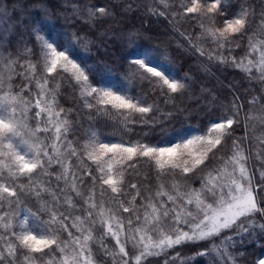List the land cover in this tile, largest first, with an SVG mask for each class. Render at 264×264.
I'll use <instances>...</instances> for the list:
<instances>
[{
  "label": "snow or ice",
  "instance_id": "1",
  "mask_svg": "<svg viewBox=\"0 0 264 264\" xmlns=\"http://www.w3.org/2000/svg\"><path fill=\"white\" fill-rule=\"evenodd\" d=\"M182 8L183 15L199 14L203 35L211 39L217 50L231 51L239 48V41L245 37H248L249 47L256 50V45L249 36L252 21L248 17L253 15L249 7L241 6L240 11L230 16L220 28H214L211 24L215 15L227 14L228 6L224 4V0H186ZM87 11L90 16H95L97 11L107 14L104 7L95 11L87 7ZM158 14L164 15L163 12ZM260 15V26L264 27V4ZM203 17L208 18L209 25L203 23ZM36 38L43 42L46 50V74H67L79 87L80 97L86 108L94 109L96 114L102 116L110 115L113 109L126 110L119 112L124 117L125 125L132 122L128 119L132 113L141 114L142 123L148 121L144 114L152 112L154 106L147 102L143 93L132 95L127 86L104 81L94 82L91 79L94 69L83 61L77 62L71 45L54 46L53 42H48L38 32ZM260 45L258 62L254 63L249 59L246 71L251 74L252 68L257 67L259 79L264 82V40ZM199 51L200 55L205 54L203 50ZM208 55L209 59H217L221 63L231 62L234 66L244 63V58L237 60L236 57H226L222 51H213ZM2 59L8 63L11 57ZM28 71L25 79L31 83L35 77L36 65L29 63ZM20 74L24 75L23 72ZM177 75L171 64L162 62L150 50H145L129 59V69L124 79L136 78L140 83L146 82L151 92H158L167 100L173 98L171 94H182L188 87L187 79H178ZM48 83L46 78L35 80L39 93L33 102L19 93H13L10 85L8 93L2 94L4 80L0 77V209L5 204L13 209L11 214L0 215V228L3 229L0 231V264H94L91 242L95 239L93 226L97 223V216L99 223L105 227L106 235L114 239L123 264H142L147 257L160 255L167 249L197 245L200 242H206L208 246L197 254L206 258L210 255L214 257L207 264H236L231 249L245 239L258 234L264 235V223L260 222L264 221V172L260 173L261 182L254 185L252 174L245 164L246 157L239 147L234 149L235 154L225 161L223 167L202 178L198 188L184 190L174 182L171 191L161 185L154 197L145 198L147 207L151 210V219L147 214L143 216L144 227H132L134 220L142 219L138 209L144 205L136 204V199L140 196L139 190L126 202L113 198L116 207L105 208L103 203L97 204L96 190L91 189L84 198L87 206L84 210L86 219L80 215L72 218L71 227L79 235L68 231L69 225L66 222L71 213L58 207L61 199L54 191L50 193L52 202L41 205L48 219H41L31 210L26 211L33 217V225L26 218L20 219L15 209L22 203L21 195L26 189L37 198L42 193L49 192V169L54 165L61 168V172L56 174V181L63 180L77 196L82 195L77 181L82 184L84 177H91L93 185L100 182L101 197L105 191L103 185H107L113 194L124 195V170H113V165L122 161L136 159L138 163L139 158H146L147 162L154 164L158 174H164L165 170L171 173L179 169L181 174L189 176L200 166H206L209 154L215 155L214 149L226 137L232 136L243 107L238 100H234L231 116L212 121L202 133L178 134L164 145L139 142L126 145L123 141H101L96 133H92L88 142L83 145L82 153H78L68 139V134L72 131L71 122L67 116H62L64 109L57 106L55 95H48L53 91L47 88ZM253 102H256V98ZM260 102L264 106V96L260 98ZM33 107L37 109L32 113L37 126L30 128L28 113ZM48 132L53 133L50 145L45 144L39 135ZM236 143L233 140V144ZM196 145L200 147L194 149ZM80 155L87 156L96 164V175H93L92 169H86L83 176H77L76 172L70 173L71 166L66 157ZM128 166L134 167L132 164ZM41 177L49 179L41 181ZM130 187L136 189L137 185L131 183ZM64 204L75 210L70 195L65 197ZM120 211L133 214L126 221L131 229L130 234L125 233V220L118 214ZM54 225L57 227H53ZM65 231L68 233L67 238L61 239L60 233ZM153 232L159 233L158 239H152ZM146 240L151 242L145 243ZM129 242L139 249L138 254L131 258L126 249ZM101 247L107 251L105 245L102 244ZM258 264H264V259L258 260Z\"/></svg>",
  "mask_w": 264,
  "mask_h": 264
},
{
  "label": "trees",
  "instance_id": "2",
  "mask_svg": "<svg viewBox=\"0 0 264 264\" xmlns=\"http://www.w3.org/2000/svg\"><path fill=\"white\" fill-rule=\"evenodd\" d=\"M184 3L186 0H0V23L3 24L0 29L4 30L7 36L5 48L0 44V52H6L14 60V68L11 71L12 92L34 102L39 93L35 80L46 78L49 81L47 88L53 90L48 95H55L57 106L64 109L62 116H67L71 122L72 131L69 132L68 139L72 141L78 153H82L83 145L88 142L92 133H96L101 141H123L126 145L137 142L164 145L178 134L202 133L209 128L212 121L231 116L234 100H238L243 106L239 123L234 125L232 136L226 137L224 142L214 149L215 155L209 154L206 166H200L189 176L181 174L179 169L171 173L165 170L164 174H158L154 164L147 162L146 158H139L138 163L136 159L122 161L118 168L124 170V195L113 194L107 185H103L105 191L101 197L100 182L97 181L93 185L91 177H84L82 184L77 181L82 193L77 196L63 180L56 181V174L61 172V168L54 165L49 169V192L42 195L50 199V193L53 191L62 195L58 207L71 213L66 223L69 225L68 231L74 235L79 233L71 227L72 218L80 215L86 219L84 210L87 206L84 204V198L91 189L96 190L97 204L103 203L105 208L116 207L113 198L126 202L139 190L140 196L137 197L136 204L144 205L138 209L142 219L134 220L132 227L144 225L145 214L151 219V210L147 207L145 198L154 197L161 185L171 191L174 182L184 190L198 188L200 180L209 172H215L224 166L225 161L235 154L236 147H239L246 157L245 164L252 174V183L255 185L261 182L260 173L264 172V106L260 98L264 96V82L259 79L260 73L257 71L249 74L240 66L209 59L208 55L213 51H222L226 57H236L237 60L245 58L253 51L249 47L248 37L239 41V48H233L231 51L217 50L211 39L203 35L199 14H182ZM224 4L228 6L227 14L215 15L211 26L223 27L224 22L234 13H238L241 6L249 7L253 11V15L248 17L252 21L249 36L256 47H261L264 27L260 26V13L264 0H224ZM87 7L94 11L104 7L107 14L97 11L95 16H90ZM160 12L164 15H159ZM202 20L205 25H209L207 17ZM37 32L48 42H53L54 46L71 45L77 62L83 61L94 69V75L91 77L94 82L104 81L127 86L132 95L143 93L147 102L154 106L152 112L144 114L148 121L142 123L141 114L132 113L128 117L132 122L125 125L124 117L119 112L126 110L113 109L110 115L102 116L96 114L94 109L86 108L81 100L79 87L67 74H46V50L43 48V42L36 38ZM198 49L203 50L205 54L200 55ZM145 50H150L162 62L171 64L178 74V79H187L188 87L182 94H171L173 98L165 100L158 92H151L146 82L140 83L136 78L124 79L129 69V59ZM29 63L36 65L35 77L31 83L25 79L29 74ZM22 72L24 75L20 74ZM8 90L9 86L3 88L2 94H7ZM254 98L256 102H253ZM35 111L37 109L33 107L28 113L30 128L37 126L36 120L32 118ZM39 135L45 144L50 145L52 132ZM233 140L237 142L236 145ZM49 151L51 152L50 148ZM66 159L70 162V173L76 172L77 176H83L86 169H92L93 175H96V164L87 156H68ZM129 164L134 167H129ZM39 179L44 181L49 178ZM131 183H135L137 188L132 189ZM60 189L65 191L61 192ZM25 192L29 193L27 189ZM68 195L73 200L75 210L64 204ZM118 214L124 218L125 226L129 227L126 221L133 214L122 211ZM37 215L41 219H48L45 213ZM95 219V239L91 242L94 264H123L114 239L106 235L105 227L99 223V217ZM29 224L32 225L30 222ZM168 227L170 228V225ZM67 235L66 231L60 233L61 239H66ZM158 238L159 233L153 232L152 239ZM102 244L106 246L107 251L101 247ZM207 246L206 242L181 245L167 249L160 255L147 257L142 264H207V261L213 260L214 257L210 255L206 258L197 254ZM126 249L129 251V257H133L136 250L129 243ZM231 251L236 264H258V260L264 259V235L258 234L242 243L238 242Z\"/></svg>",
  "mask_w": 264,
  "mask_h": 264
},
{
  "label": "rangeland",
  "instance_id": "3",
  "mask_svg": "<svg viewBox=\"0 0 264 264\" xmlns=\"http://www.w3.org/2000/svg\"><path fill=\"white\" fill-rule=\"evenodd\" d=\"M0 22H2V21H0ZM0 25H3V24L0 23ZM0 34H1L0 35V44L4 47L5 40H6L7 36L4 33V30H2V29H0ZM0 48H1V46H0ZM260 50H261V47H256L255 51H252L249 55L245 56L244 63L239 65L240 68L243 69L244 71H246V67H247V63H248L249 59L253 60L254 63L258 62ZM3 57H9V56L6 52L1 51L0 52V77H3V80H4V87L3 88H6L9 85L11 86V81H12V76H13V74H11V71L14 68V63H13L14 60L11 58L8 63H5L4 59H2ZM252 71L259 72V69L257 67H253ZM253 115L256 116V114H253ZM254 119H257V118L254 117ZM188 134H196V133L193 132V133H188ZM199 147H200L199 145H196V146H194V149L199 148ZM119 165L120 164H114L113 169L116 170L119 167ZM56 194L58 196H60V199L62 200V195H60L58 192H56ZM21 200H22V203L20 204V206L18 208L15 209L16 215L19 218H20V215H22V217H21L22 219L26 218L33 225L35 223V221H34L32 216L27 215L29 213L26 210H31V212L36 213V214L45 213V215H47V213L42 210L41 205L46 204V203L50 204L52 202V196H51V199H50V197L45 198V197H43V195L41 197L37 198L35 195H32L28 192H24L21 195ZM46 200H48V201H46ZM4 211H7V212H4ZM12 211H13V209L9 208L8 205L5 204L3 206V208L0 209V215H3L4 213L11 214ZM137 226L144 227V225H142V224L136 225L134 227H137ZM0 231H3V229L0 228ZM125 233L126 234L131 233V229L127 226H125ZM151 235H153V233H151ZM122 238H123V235H122ZM149 242H151V241H147V240L145 241V243H149ZM129 245H131V247H133L131 242H129ZM133 248L136 250L135 254H138V251H139L138 247H133Z\"/></svg>",
  "mask_w": 264,
  "mask_h": 264
}]
</instances>
